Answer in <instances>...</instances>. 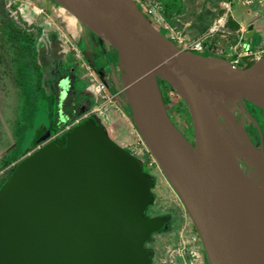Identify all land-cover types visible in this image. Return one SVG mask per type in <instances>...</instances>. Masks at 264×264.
<instances>
[{
  "label": "water",
  "instance_id": "obj_1",
  "mask_svg": "<svg viewBox=\"0 0 264 264\" xmlns=\"http://www.w3.org/2000/svg\"><path fill=\"white\" fill-rule=\"evenodd\" d=\"M53 1L116 52L133 125L208 264H264V199L231 162L217 115L227 101L261 108L264 57L239 68L179 49L134 0ZM158 80L187 105L193 144L170 120ZM154 185L92 115L55 139L40 137L0 186V264H151L145 243L168 224L145 215Z\"/></svg>",
  "mask_w": 264,
  "mask_h": 264
},
{
  "label": "rangeland",
  "instance_id": "obj_2",
  "mask_svg": "<svg viewBox=\"0 0 264 264\" xmlns=\"http://www.w3.org/2000/svg\"><path fill=\"white\" fill-rule=\"evenodd\" d=\"M134 1L151 25L179 49L192 52L191 45L200 42L203 51L198 54L207 53L228 62L238 59L239 68L249 67L258 60L253 53L238 57L245 32L238 31L231 16H225L220 0ZM235 3L242 10L264 7L258 0H237L232 9ZM63 15L74 18L53 0H0V186L14 166L35 149L32 146L36 140L56 129L57 124L52 123L50 114H55L57 107L65 113L70 95L66 91L67 85L61 81L57 88L51 80L59 63L46 53L34 56L42 72V82L38 87L32 54L30 48L25 47L27 41L36 36L33 27H41L45 31L53 26L62 27ZM11 27L14 32L8 39ZM111 51L115 53L113 49ZM33 83H37V90ZM118 84H122L120 76ZM159 90L170 120L182 137L193 144V126L187 105L169 85L159 83ZM41 95L50 96L47 101L56 98V102L49 105V114L47 101ZM241 103L246 112L242 116L239 108L234 106L235 116L244 117L247 136L253 146L261 148L264 154V110L246 100H241ZM248 106L251 108L248 109ZM116 122L120 121L114 119L111 127L116 128ZM109 126L106 124V127ZM107 133L113 142L136 157L143 170L154 179V201L145 215L168 217L166 229L152 234L145 243L151 252V264H208L200 239L181 201L163 177L136 129L128 137L121 128H117L115 133L107 130Z\"/></svg>",
  "mask_w": 264,
  "mask_h": 264
},
{
  "label": "crops",
  "instance_id": "obj_3",
  "mask_svg": "<svg viewBox=\"0 0 264 264\" xmlns=\"http://www.w3.org/2000/svg\"><path fill=\"white\" fill-rule=\"evenodd\" d=\"M220 1L222 5L223 0ZM235 1L237 0L230 1L228 10L223 6L222 8L225 10L226 17L229 15L234 19L238 31L245 32V40L240 43L239 47L240 53L248 51L251 54H258L264 50V7L261 9L256 5L257 7L252 9L242 10L235 3V8L232 9ZM258 1L264 6V0ZM71 18L63 15L61 17L64 24L62 27L53 26L46 31L41 27L34 28L35 31H39L36 43L37 54H49L53 61L59 63L57 65L59 68L57 67L51 77L54 82L53 86L59 88L58 82L64 81L67 85L66 91L70 94L68 104L65 106V113L61 112L58 107L55 114L51 111L52 123L55 122L56 128L60 131L73 120L92 115L109 133L111 130L115 133L117 128H121L125 131V137L133 135L135 127L131 120L122 84H118L120 70L117 65L116 53H112L111 47L76 20L72 24ZM62 57L64 59H61ZM67 60L69 61L67 62ZM48 64L46 63V65ZM99 81L106 83V89L100 94H95L94 87ZM33 85L37 90V83H33ZM49 97L43 98L47 101ZM48 100L46 104L49 114L50 106L56 102V98ZM114 119L120 121L116 122V128L111 127ZM106 124L110 125L109 128L106 127ZM39 139L40 137L36 141Z\"/></svg>",
  "mask_w": 264,
  "mask_h": 264
},
{
  "label": "bare ground",
  "instance_id": "obj_4",
  "mask_svg": "<svg viewBox=\"0 0 264 264\" xmlns=\"http://www.w3.org/2000/svg\"><path fill=\"white\" fill-rule=\"evenodd\" d=\"M71 20L73 24L75 18H71ZM258 99L261 102L260 107L264 109L262 102L264 101V94ZM234 106L239 108L243 116L246 109L240 100L224 102L217 108L221 140L235 169L247 185L264 199V161L261 152L249 144L243 124L244 117L237 118L235 116ZM249 108L251 107L248 106Z\"/></svg>",
  "mask_w": 264,
  "mask_h": 264
},
{
  "label": "built area",
  "instance_id": "obj_5",
  "mask_svg": "<svg viewBox=\"0 0 264 264\" xmlns=\"http://www.w3.org/2000/svg\"><path fill=\"white\" fill-rule=\"evenodd\" d=\"M231 0H223L222 1V6L224 9L228 10L229 9V4H230ZM191 51L194 53H200L203 51L202 45L200 42H196L194 44L191 45ZM251 53L248 51H244L241 55H239L238 57H245V56H249ZM256 56H258L257 59H260L261 57H264V50L260 51L258 54H256ZM231 63L238 67L239 64V60H233L231 61ZM106 89V83L104 81H99L96 83L95 87H94V93L95 94H100L102 93L104 90ZM87 117V116H86ZM86 117H82L79 119H75L73 120L70 124H67L65 127H63L60 131H58V133H56L54 136H52L50 139H55L57 137H59L62 133H64L65 131L69 130L73 125L81 122L84 118Z\"/></svg>",
  "mask_w": 264,
  "mask_h": 264
},
{
  "label": "trees",
  "instance_id": "obj_6",
  "mask_svg": "<svg viewBox=\"0 0 264 264\" xmlns=\"http://www.w3.org/2000/svg\"><path fill=\"white\" fill-rule=\"evenodd\" d=\"M140 9V8H139ZM143 13V12H142ZM143 15L146 17V15L143 13ZM147 18V17H146ZM33 28H35V27H33ZM13 32H14V30H13V28L11 27V30L8 32V39L9 38H11L12 37V35H13ZM25 34V33H24ZM39 37V31L38 30H36V36H35V38L34 39H29V41H27V43L25 44V47H28V48H30V52H31V54H32V65H33V67H34V69L36 70V72H37V76H38V87L40 86V83L42 82V72H41V70H40V67H39V65L37 64V61L35 60V58H34V56H36L37 55V52H36V44H35V42H36V40H37V38ZM27 45V46H26ZM116 53V52H115ZM204 55H207V53H204ZM244 68H247V67H244ZM159 83H164L163 81H161V80H158V84ZM164 84H166V83H164ZM57 131H58V129L56 128V129H54V131H52V132H50V133H45L44 134V136H47V138H51L52 136H54L56 133H57ZM32 147H34V146H32ZM31 147V148H32ZM4 183V182H3Z\"/></svg>",
  "mask_w": 264,
  "mask_h": 264
}]
</instances>
